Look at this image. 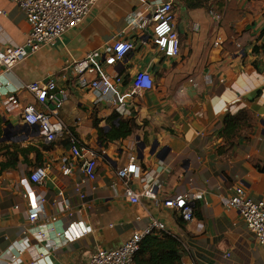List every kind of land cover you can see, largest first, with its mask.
<instances>
[{
    "label": "crops",
    "instance_id": "0c3cea01",
    "mask_svg": "<svg viewBox=\"0 0 264 264\" xmlns=\"http://www.w3.org/2000/svg\"><path fill=\"white\" fill-rule=\"evenodd\" d=\"M0 11V33L6 37L0 38V47L7 38L22 44L29 29L23 12L11 0H0ZM173 12L180 42L173 58L163 56L152 35L142 37L135 26L150 14L147 3L98 0L83 23L55 45L9 71L0 68L1 136L7 128L6 139L0 140V264L16 253L24 237L28 246L17 264H85L94 250L117 248L144 229L150 216L164 222L167 235L179 242L180 264H264V249L238 210L223 204L237 184L249 197L264 200V0H208L196 8L173 0ZM216 38L221 42L214 47ZM116 40H131L134 49L113 67L103 65L104 71L121 75L123 90L138 70H148L153 85L128 99L129 114L120 115L133 121V132L107 141L100 131H109L115 122L113 106L75 86L65 67ZM48 77L69 91L60 109L67 130L52 142L37 129L18 132L24 127L19 110L4 104L11 94L22 106L33 102L22 84ZM240 112L245 122L229 147L224 119ZM71 135L98 152L94 179L87 178L81 162H74L70 174L62 173L64 159L71 156ZM130 159L141 169L132 180L137 191L152 185L160 200L201 191L194 219L185 221L151 199L143 197L138 204L125 199L116 171ZM40 165L48 168L47 175L34 183L29 176ZM39 196L44 215L57 218L49 223L55 230L89 227L88 234L64 242L51 230L49 240L38 242L27 213Z\"/></svg>",
    "mask_w": 264,
    "mask_h": 264
},
{
    "label": "built area",
    "instance_id": "2783aa9c",
    "mask_svg": "<svg viewBox=\"0 0 264 264\" xmlns=\"http://www.w3.org/2000/svg\"><path fill=\"white\" fill-rule=\"evenodd\" d=\"M23 12L29 25L28 32L22 44L14 43L7 38L5 46L0 47V68L11 70L15 65L25 61L43 47L53 46L63 35L81 25L90 14L98 0H11ZM147 3L150 14L146 18H139L135 26L143 37L150 33L152 41L158 51L165 57L173 58L179 54L180 42L174 26L173 0H140ZM4 13V11H0ZM217 18L219 16L210 10ZM194 28L196 26L194 25ZM1 32V31H0ZM0 38H6L0 33ZM216 38L213 46L220 44ZM134 49L131 40H116L110 44L93 49L80 59H71L65 67L73 76L75 86L91 91L97 100L107 99L119 115L129 114L128 99L140 95L153 85L151 74L148 70L136 71L130 82L122 89L124 81L121 75L107 74L103 65L113 67L120 63L126 55ZM189 81H192L189 79ZM33 96V102L21 105L20 100L14 94L4 98V104L8 110H19L21 120L29 126L36 125L40 135L47 142L54 141L67 129L60 118V109L68 99L69 91L66 87L58 86L54 79H38L26 82L21 86ZM32 131V128H28ZM71 156L64 159L61 166L63 174H70L74 162H81L83 172L88 179L96 176V158L98 152L81 145L71 135ZM48 168L44 165L35 167L30 173L29 179L34 183L42 182L47 175ZM141 174L140 167L134 159L116 171L117 177L123 184L122 195L132 204H138L141 199H151L155 205L162 204L175 210L183 220L194 219V204L203 198L201 191L178 194L166 199H158L152 185H145L140 191L133 189L132 180ZM233 194L223 199V204L234 207L242 216L248 229L254 234L257 242L264 249V200H255L246 194L242 184L234 186ZM63 191H58L62 195ZM83 195L80 193V197ZM44 198L39 196L28 210V225L38 242L49 240V231L53 230L55 237L64 242L76 241L88 234L89 227L76 230H55L49 224L57 218H48L43 213ZM69 206L65 204L64 209ZM27 231V229H26ZM153 232L169 234L165 223L150 216L148 225L141 230H136L117 248L94 250L85 264H133V258L139 248L143 237ZM28 246L26 237L20 242L16 253L12 254L5 264H17L18 255ZM44 252L39 250L38 256ZM29 264H37L30 262Z\"/></svg>",
    "mask_w": 264,
    "mask_h": 264
},
{
    "label": "trees",
    "instance_id": "16d2710c",
    "mask_svg": "<svg viewBox=\"0 0 264 264\" xmlns=\"http://www.w3.org/2000/svg\"><path fill=\"white\" fill-rule=\"evenodd\" d=\"M207 1L185 0V3L189 8H196L203 6ZM243 115L240 112L233 116L227 115L224 119V124L230 131L227 137L229 147L234 144L235 137L241 134V122H245ZM111 119L115 120V122L112 123L110 130L107 132L100 131V136L103 140L111 141L125 138L133 132L136 126L131 119L122 118L118 113H114ZM2 131L3 127L0 117V136ZM3 166H8V164ZM133 264H180V244L177 239L167 234L160 236L147 235L142 238L139 244V248L133 258Z\"/></svg>",
    "mask_w": 264,
    "mask_h": 264
},
{
    "label": "water",
    "instance_id": "95a60500",
    "mask_svg": "<svg viewBox=\"0 0 264 264\" xmlns=\"http://www.w3.org/2000/svg\"><path fill=\"white\" fill-rule=\"evenodd\" d=\"M28 128L37 129V126H36V125H31V126H29V125H27V124H24L23 129L19 130L18 132H20V133H21V132H24V131H25L26 129H28ZM6 132H7V128L4 129V133H3V135L1 136L0 140H4V139H6ZM138 146H139L140 149H143L144 146H145V144H144V142H139V143H138Z\"/></svg>",
    "mask_w": 264,
    "mask_h": 264
}]
</instances>
